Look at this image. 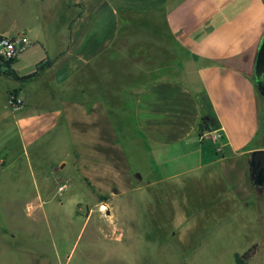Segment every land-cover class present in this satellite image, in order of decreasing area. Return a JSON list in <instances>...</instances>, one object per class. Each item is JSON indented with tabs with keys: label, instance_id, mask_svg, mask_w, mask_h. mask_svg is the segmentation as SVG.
<instances>
[{
	"label": "rangeland",
	"instance_id": "374dc122",
	"mask_svg": "<svg viewBox=\"0 0 264 264\" xmlns=\"http://www.w3.org/2000/svg\"><path fill=\"white\" fill-rule=\"evenodd\" d=\"M82 1L91 5L97 0ZM44 3L0 0V27L30 30L32 46L17 63L20 75L54 59L61 47L59 33L64 34L62 23L67 25L69 15L60 13L58 0ZM73 10L77 16L79 10ZM80 18L71 29L79 41L95 35L87 17ZM130 34L135 35L120 38V47L128 50L121 67L101 66L88 87L102 97L116 86L117 98H97L100 108L93 120L88 114L69 116L60 102L41 98L43 107L35 108L36 114L51 112V106L60 114L30 143L23 142L5 106L12 89L33 104L32 86L21 91L20 82L0 76V264H41L44 259L48 264H264V192L237 207L216 200L208 182L192 177L147 187L175 170L179 160L161 167L148 150L134 126V99L151 72L157 75L187 54L170 36L147 32L146 38L129 39ZM62 61L59 57L56 63ZM260 88L264 106V83ZM64 99L87 101L88 109L96 100ZM261 131L264 137V107ZM84 157L93 164H85ZM97 175L105 183L93 184Z\"/></svg>",
	"mask_w": 264,
	"mask_h": 264
},
{
	"label": "crops",
	"instance_id": "0c3cea01",
	"mask_svg": "<svg viewBox=\"0 0 264 264\" xmlns=\"http://www.w3.org/2000/svg\"><path fill=\"white\" fill-rule=\"evenodd\" d=\"M43 1L22 0V5L40 6ZM56 6L69 19L67 25L62 23L64 34L59 33L61 47L55 58L39 62L33 72L38 65L50 63L34 78L14 79L20 82L21 91L24 87L29 91L28 86H32L29 93L33 104L28 105L16 89L6 92L7 104L11 95L24 101L19 111H13L9 104L5 106L12 112V125L23 142L34 141L54 126L60 114L52 106L51 112L36 114L35 108L43 107L39 104L41 98L52 104L60 102L69 116L88 114L90 120L100 108L97 98H117L116 86L105 90L102 97L93 87L89 92L88 87L93 86L90 80L101 66L121 67L122 55H128V50L119 45L125 33L135 34L129 39L146 38L147 32L162 38L170 36L187 58H176L157 75L150 73L149 81L140 85L134 99L133 115L137 132L161 167L170 168V162L177 159L182 169L176 165L175 170L148 182L147 187L192 177L194 182H208L210 191L218 195L216 200L227 199L237 207L262 193L252 179L250 162L253 152L264 150V106L255 77L256 58L264 39V0H97L91 5L82 0H58ZM75 7L79 10L77 16ZM82 14L95 35L79 41L72 38L71 29ZM29 33L25 26L20 31L0 27V36L24 35L29 39ZM19 57L13 69L20 77L32 74L18 73ZM59 57L63 61L57 64ZM40 87H44L41 93ZM64 98L96 100L88 109L87 101L75 103ZM205 116L208 122L204 129L223 134L217 143L200 138ZM4 121L7 123V116ZM84 163L93 164L86 157ZM106 166L115 169L108 161ZM95 178L93 184L105 183L101 175Z\"/></svg>",
	"mask_w": 264,
	"mask_h": 264
},
{
	"label": "built area",
	"instance_id": "2783aa9c",
	"mask_svg": "<svg viewBox=\"0 0 264 264\" xmlns=\"http://www.w3.org/2000/svg\"><path fill=\"white\" fill-rule=\"evenodd\" d=\"M31 46L32 42L24 35L18 37L0 36V60L5 62L16 60ZM8 104L13 111H19L23 107L24 101L14 95L10 96ZM200 138L202 140L208 138L213 143H217L223 138V134L220 131L205 132Z\"/></svg>",
	"mask_w": 264,
	"mask_h": 264
},
{
	"label": "water",
	"instance_id": "95a60500",
	"mask_svg": "<svg viewBox=\"0 0 264 264\" xmlns=\"http://www.w3.org/2000/svg\"><path fill=\"white\" fill-rule=\"evenodd\" d=\"M255 77L259 87L264 83V39L257 54L255 64ZM251 172L254 173V184L260 192L264 191V150L255 151L251 154ZM140 178V176H138ZM44 259L41 264H48Z\"/></svg>",
	"mask_w": 264,
	"mask_h": 264
},
{
	"label": "trees",
	"instance_id": "16d2710c",
	"mask_svg": "<svg viewBox=\"0 0 264 264\" xmlns=\"http://www.w3.org/2000/svg\"><path fill=\"white\" fill-rule=\"evenodd\" d=\"M16 60H13V61H10V62H5V61H1L0 60V73L1 74H4L6 76H9L11 77L12 79H15L17 81H25L27 79H31V78H34L35 76H37L38 74H40L44 68H46V66L49 65V61L46 62V64H40L38 65L37 67V70L35 72H33L32 74L28 75V76H25V77H20L17 72L13 69V65L15 63ZM259 90L261 89L259 86H258ZM208 122V117L205 116L203 118V121H202V127L200 128V137L205 133L207 132L205 129H204V126L207 124ZM254 178H255V175L254 173L252 172V179L254 181Z\"/></svg>",
	"mask_w": 264,
	"mask_h": 264
},
{
	"label": "bare ground",
	"instance_id": "6f19581e",
	"mask_svg": "<svg viewBox=\"0 0 264 264\" xmlns=\"http://www.w3.org/2000/svg\"><path fill=\"white\" fill-rule=\"evenodd\" d=\"M101 209H102L103 211H106V210H108V207H107L106 205H102Z\"/></svg>",
	"mask_w": 264,
	"mask_h": 264
}]
</instances>
